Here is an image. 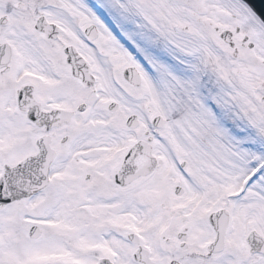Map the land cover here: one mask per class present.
<instances>
[{
    "label": "snow or ice",
    "instance_id": "6c2138e0",
    "mask_svg": "<svg viewBox=\"0 0 264 264\" xmlns=\"http://www.w3.org/2000/svg\"><path fill=\"white\" fill-rule=\"evenodd\" d=\"M0 264H264V17L0 0Z\"/></svg>",
    "mask_w": 264,
    "mask_h": 264
},
{
    "label": "water",
    "instance_id": "95a60500",
    "mask_svg": "<svg viewBox=\"0 0 264 264\" xmlns=\"http://www.w3.org/2000/svg\"><path fill=\"white\" fill-rule=\"evenodd\" d=\"M262 17H264V0H248Z\"/></svg>",
    "mask_w": 264,
    "mask_h": 264
}]
</instances>
